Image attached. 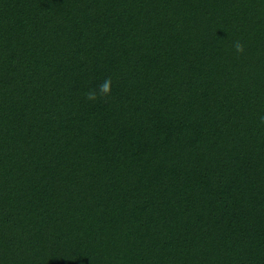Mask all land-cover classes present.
<instances>
[{
	"label": "trees",
	"instance_id": "16d2710c",
	"mask_svg": "<svg viewBox=\"0 0 264 264\" xmlns=\"http://www.w3.org/2000/svg\"><path fill=\"white\" fill-rule=\"evenodd\" d=\"M0 264H264V0H0Z\"/></svg>",
	"mask_w": 264,
	"mask_h": 264
},
{
	"label": "clouds",
	"instance_id": "9594fccd",
	"mask_svg": "<svg viewBox=\"0 0 264 264\" xmlns=\"http://www.w3.org/2000/svg\"><path fill=\"white\" fill-rule=\"evenodd\" d=\"M236 51L239 53H242L244 51L243 45L237 42L235 44ZM111 78H105L104 82L98 86L99 91L97 92L96 89H90L88 93L86 94V98L88 100H97L99 96H105V95H110L111 89Z\"/></svg>",
	"mask_w": 264,
	"mask_h": 264
}]
</instances>
